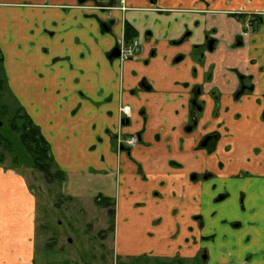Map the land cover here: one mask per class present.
Masks as SVG:
<instances>
[{
    "label": "crops",
    "instance_id": "1",
    "mask_svg": "<svg viewBox=\"0 0 264 264\" xmlns=\"http://www.w3.org/2000/svg\"><path fill=\"white\" fill-rule=\"evenodd\" d=\"M95 2L0 0L3 78L66 174L63 190L113 200L116 259L264 264V204L253 199L260 194L242 189L240 206L224 208L220 221L202 203L230 195L217 198V185L199 178L218 176L219 151L228 147L230 157L245 146L236 139L255 131L264 138V0H124V10ZM250 17L261 25L243 36ZM134 39V57L109 58ZM241 78L251 90L235 99ZM117 135L139 144L119 151ZM255 145L264 152L263 139ZM263 164L252 170L260 183L248 184L262 193ZM35 214L24 176L0 163V264L32 263ZM232 215L240 221L228 224Z\"/></svg>",
    "mask_w": 264,
    "mask_h": 264
},
{
    "label": "rangeland",
    "instance_id": "2",
    "mask_svg": "<svg viewBox=\"0 0 264 264\" xmlns=\"http://www.w3.org/2000/svg\"><path fill=\"white\" fill-rule=\"evenodd\" d=\"M93 1H96L94 3L96 6H105L107 9L116 6V8L124 10V0H119V5H117L116 0H111L108 5H99L101 0ZM251 19H256V21L252 22V27L247 29L248 33H251V31L261 25L259 17H252ZM101 26L106 28L108 24L102 23ZM205 50V48L202 49V52ZM3 77V69L0 64V163L8 168L16 167L17 171L24 176L29 190L36 199V227L33 237L34 250L31 264H170L169 262L146 259L144 257L136 259L135 257L120 256L116 259L113 253L112 231L110 229L111 218L109 210L111 206L105 207L96 202V199L100 197L91 199L68 195L63 190L64 182L48 183L41 173L31 168L30 157L17 151L18 146L15 142L18 134L13 132L11 127L16 125L21 128L23 120L20 117H16L20 105L9 93ZM122 111L123 114H128L129 118L128 111L125 108ZM261 120L264 123V114H262ZM12 122H15V124L12 125ZM260 133L255 131L248 138L240 137L236 139L235 137L239 144H244L245 146L238 153L234 149L230 157L224 155L228 147L224 148L223 152L219 151V156L223 161L228 163L230 159L226 169L223 170L219 166V164H223V161L216 160L215 169L218 172V176L213 173L199 177L203 179L209 178L210 180L208 179L209 181L206 183L210 182L217 185V198L221 197L224 192L230 195L224 200L215 203L210 202L211 205L205 198L202 203L203 214L210 216L214 214L221 221L224 208L236 205V203L240 206V202L244 199L242 189L248 190L249 193H259L260 196L254 194L253 199L254 201L259 200V203L264 204V193L259 191L258 185H248L249 183L258 182V180L251 179L255 173L252 170L257 171L260 169L262 165L258 164L264 161L262 157L264 152L260 153V146L255 145L259 138L263 139L264 143V138L260 137ZM231 139H227L226 146L231 144ZM8 141L11 144L10 149L4 147V144ZM14 158L16 163L12 165ZM215 158L219 159L217 155H215ZM228 171L232 172L233 177L229 181L221 183L218 177L223 176ZM247 203L253 205L248 196H246L244 201L245 205ZM253 206L255 207V205ZM247 212H251V210L248 209ZM231 218L226 219L228 224L240 221L234 215ZM223 219H225V216ZM235 230L238 231V229ZM253 230L254 228L250 229V231Z\"/></svg>",
    "mask_w": 264,
    "mask_h": 264
},
{
    "label": "trees",
    "instance_id": "3",
    "mask_svg": "<svg viewBox=\"0 0 264 264\" xmlns=\"http://www.w3.org/2000/svg\"><path fill=\"white\" fill-rule=\"evenodd\" d=\"M240 18V17H239ZM135 37V34L131 27L128 25L125 26V39L130 41ZM2 58L0 55V64ZM5 82V81H4ZM6 85V84H5ZM240 92H237L235 95V99H238L241 95L246 92L245 88L240 87ZM16 117L22 118L21 128H18L16 125L11 127V130L17 133V141L15 142L17 147V151L20 154L27 155L30 157L31 163L30 166L33 170L41 173L46 182H59L63 183L66 180V174L61 171L54 163L53 158L50 153V148L48 143L43 139L40 134V131L37 126L33 124L28 115L23 111V109L19 106L18 112L16 113ZM15 122H12L14 125ZM3 144V143H2ZM5 148L10 149L11 144L8 141L4 144ZM11 152V151H10ZM13 160V159H12ZM16 159L12 161V165H15ZM96 202L103 206H111L109 210V215L111 218L110 229L113 232V224H114V203L112 199L100 197L96 199Z\"/></svg>",
    "mask_w": 264,
    "mask_h": 264
},
{
    "label": "built area",
    "instance_id": "4",
    "mask_svg": "<svg viewBox=\"0 0 264 264\" xmlns=\"http://www.w3.org/2000/svg\"><path fill=\"white\" fill-rule=\"evenodd\" d=\"M252 27V23L247 22L246 24V30L243 33V36H246L248 34L247 29ZM139 43L137 40H132L131 42H121L119 45V51H120V58L121 59H129L135 56L136 52L138 51ZM126 117H128V114L124 113ZM139 143V140L137 136L135 135H128V136H116L115 139V145L117 149H127L130 150L134 148Z\"/></svg>",
    "mask_w": 264,
    "mask_h": 264
},
{
    "label": "water",
    "instance_id": "5",
    "mask_svg": "<svg viewBox=\"0 0 264 264\" xmlns=\"http://www.w3.org/2000/svg\"><path fill=\"white\" fill-rule=\"evenodd\" d=\"M208 49H209V51H212V49H213V41H210V42H209ZM119 56H120V51H119V49H118V48H114V49L111 51V53H110V55H109V58H118ZM210 140H211L210 137L205 138V139L201 142L200 147H201V148H205Z\"/></svg>",
    "mask_w": 264,
    "mask_h": 264
},
{
    "label": "flooded vegetation",
    "instance_id": "6",
    "mask_svg": "<svg viewBox=\"0 0 264 264\" xmlns=\"http://www.w3.org/2000/svg\"><path fill=\"white\" fill-rule=\"evenodd\" d=\"M241 79H242V78H241ZM240 82H241V84H240V87H241V88L243 87V88H245L246 90H251L250 87H246V86H245V84H244V80H243V79H242V81H240ZM239 90H240V88L237 90V92H240ZM237 92H236V93H237ZM236 93H235V95H236ZM235 95H234V96H235ZM207 137H210V138H211V140L208 142V144H210L213 140L216 139V135H215V134L208 135V136H206L205 138H207ZM205 138H204V139H205ZM204 139H203V140H204ZM203 140H202V141H203ZM138 144H139V143H138ZM138 144H137V145H138ZM208 144H207V145H208ZM137 145H136V146H137ZM127 151H128V150H127Z\"/></svg>",
    "mask_w": 264,
    "mask_h": 264
}]
</instances>
